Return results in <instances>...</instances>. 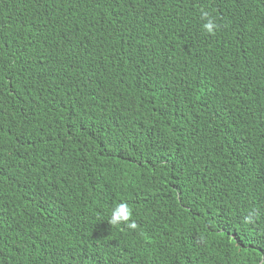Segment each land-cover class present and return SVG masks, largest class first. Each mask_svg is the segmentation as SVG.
<instances>
[{"label":"trees","instance_id":"obj_1","mask_svg":"<svg viewBox=\"0 0 264 264\" xmlns=\"http://www.w3.org/2000/svg\"><path fill=\"white\" fill-rule=\"evenodd\" d=\"M0 85V264H264V0H0Z\"/></svg>","mask_w":264,"mask_h":264},{"label":"clouds","instance_id":"obj_2","mask_svg":"<svg viewBox=\"0 0 264 264\" xmlns=\"http://www.w3.org/2000/svg\"><path fill=\"white\" fill-rule=\"evenodd\" d=\"M201 19L207 21V23L203 25V30L208 35H215L217 26L209 14L207 12H202ZM108 223L114 228H119L121 225H124L131 231H136L139 228V225L132 219L131 209L126 203H121L112 209Z\"/></svg>","mask_w":264,"mask_h":264},{"label":"bare ground","instance_id":"obj_3","mask_svg":"<svg viewBox=\"0 0 264 264\" xmlns=\"http://www.w3.org/2000/svg\"><path fill=\"white\" fill-rule=\"evenodd\" d=\"M1 86V85H0ZM4 87V86H3ZM1 89V88H0ZM9 96V95H8ZM7 99V98H6ZM9 103V102H8ZM13 103V102H12ZM12 106V105H11ZM3 108H5V107H3ZM8 108V107H7ZM4 111V110H3ZM4 114V113H3ZM9 115V114H8ZM59 260V259H58Z\"/></svg>","mask_w":264,"mask_h":264}]
</instances>
